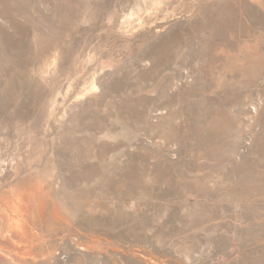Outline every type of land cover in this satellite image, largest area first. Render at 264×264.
Wrapping results in <instances>:
<instances>
[{
    "label": "rangeland",
    "instance_id": "374dc122",
    "mask_svg": "<svg viewBox=\"0 0 264 264\" xmlns=\"http://www.w3.org/2000/svg\"><path fill=\"white\" fill-rule=\"evenodd\" d=\"M0 264H264V0H0Z\"/></svg>",
    "mask_w": 264,
    "mask_h": 264
},
{
    "label": "bare ground",
    "instance_id": "6f19581e",
    "mask_svg": "<svg viewBox=\"0 0 264 264\" xmlns=\"http://www.w3.org/2000/svg\"><path fill=\"white\" fill-rule=\"evenodd\" d=\"M14 223V222H13Z\"/></svg>",
    "mask_w": 264,
    "mask_h": 264
}]
</instances>
